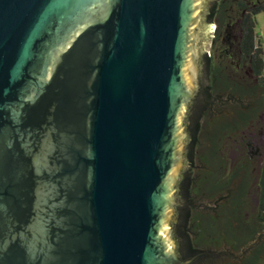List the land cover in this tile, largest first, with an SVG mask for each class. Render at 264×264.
Wrapping results in <instances>:
<instances>
[{
    "label": "water",
    "instance_id": "95a60500",
    "mask_svg": "<svg viewBox=\"0 0 264 264\" xmlns=\"http://www.w3.org/2000/svg\"><path fill=\"white\" fill-rule=\"evenodd\" d=\"M215 1L0 0V264L195 263L176 225Z\"/></svg>",
    "mask_w": 264,
    "mask_h": 264
},
{
    "label": "rangeland",
    "instance_id": "374dc122",
    "mask_svg": "<svg viewBox=\"0 0 264 264\" xmlns=\"http://www.w3.org/2000/svg\"><path fill=\"white\" fill-rule=\"evenodd\" d=\"M246 2V5L252 8L256 4L263 3L264 0L260 3H254L251 0H246ZM229 3L231 12L234 14L232 21L234 26L231 31L239 36L240 19L243 12L234 0H230ZM228 21L223 23L225 24ZM224 35H221L217 42L216 52L210 47L213 40L211 37L208 52L212 55L215 53L216 63H223L225 76L229 83L244 86L246 89L238 88L237 90H241L245 96H250L256 102L259 99L263 101L262 105L258 106L257 111H255L256 108L253 109L252 114L243 113L244 109L233 104L228 105L224 113L207 111V116L201 119L199 124L201 131L200 129L197 130L196 127L195 157L190 165V173L192 174L191 203L195 207L205 206L214 210L217 209L216 204L220 200L221 202L216 211H208L206 208L198 210L194 207L192 222L194 232H197V234L192 233L191 237L195 239L197 244L210 252L217 253L226 250L234 256L240 255L242 251L245 255L248 248L234 249L232 244L223 238V233L220 235L224 224L223 214L231 207L230 200L226 201L225 196L231 190L232 198L235 200L238 197L239 181L242 177L240 171L248 161L247 167L254 169V172H252L253 178L251 177L254 185H252L253 188L251 190L252 203L247 208L249 213L246 216L247 219H251L257 205L256 182L258 171L264 160V98H260L264 90H257V88L252 87L253 72L245 61L238 59L241 56L238 48L235 49L234 62L226 58H220ZM256 44H260L264 51V11L256 15ZM238 65L240 68H238ZM219 89H221L220 86L217 87V90ZM250 114L251 117L244 120L238 129H236L238 125L231 128L232 124H236ZM262 232H264V229ZM215 236L217 237L214 238ZM214 260L212 262L207 261L205 264H250L251 262L250 257L243 262L236 261L238 260L237 258L231 257L226 252L216 255ZM259 264H264V252Z\"/></svg>",
    "mask_w": 264,
    "mask_h": 264
},
{
    "label": "trees",
    "instance_id": "16d2710c",
    "mask_svg": "<svg viewBox=\"0 0 264 264\" xmlns=\"http://www.w3.org/2000/svg\"><path fill=\"white\" fill-rule=\"evenodd\" d=\"M242 9L245 12L241 18L240 54L243 61L249 63L254 75L258 79L257 90H264V51L260 44H256V15L264 11V2L252 8L243 4ZM260 96V98H264V93ZM262 101V99H259L257 102L254 101L253 109L256 108L255 111H257L260 104L262 105ZM206 116L207 113H203L201 119ZM198 129L201 131L199 125L197 126V130ZM253 170V168L249 169L247 165H243L240 171L242 177L239 181V193L235 200L232 198L231 190L226 194L225 199L226 201L228 199L230 200L231 207L223 214L224 224L221 228L220 235L223 233V238L234 247L237 245L238 248H248L241 260L242 262L250 257V264H259L260 258L264 252V233L262 232L264 229V160L259 167L257 176V205L255 207V213L252 214L251 219H247L246 216L247 213H249L247 208L252 203L251 190L254 185L251 181V177L253 178ZM191 210L193 211L194 207H191L183 214L181 219L182 223L178 224V233L181 237H184L186 245V247H184L183 257L190 258L197 255V259L193 264H205L207 261H215L214 258L216 257V253L204 249L201 245L196 243L193 237H191L192 233L197 234V232H194ZM234 220L238 222V226L232 225V221ZM216 237L217 236L214 238Z\"/></svg>",
    "mask_w": 264,
    "mask_h": 264
},
{
    "label": "flooded vegetation",
    "instance_id": "af4514ba",
    "mask_svg": "<svg viewBox=\"0 0 264 264\" xmlns=\"http://www.w3.org/2000/svg\"><path fill=\"white\" fill-rule=\"evenodd\" d=\"M229 1L230 0H216L212 4L210 12L207 14V20L209 21L210 27L213 25L215 26L214 32L212 34L213 40L210 47L213 49L214 52H216L217 42L219 41L221 35L225 34L223 37V49L221 50L220 58H226L227 60H231V62H234V56H236L235 49L238 48L239 54L241 53L240 47L238 46L241 38V27L239 36L235 33H232L231 28L234 26L232 22L234 14L231 12V5ZM234 1L244 13L245 11L242 8L243 4L247 3L246 0ZM261 1L262 0H251V2L254 3H260ZM227 20L229 21L225 22L224 24L223 22ZM238 59L240 61H243L241 56ZM247 64L249 65V63ZM202 66L205 78H201L200 92L196 96L189 109V122L187 125L190 133L192 132L193 128H195V126L197 127L196 118L198 117V115L202 117L203 113H206L207 111L211 113H224L226 107H228V105L233 104L244 109L245 111L243 113H253L252 110L254 100L251 99L250 96H245L241 90H237L238 88H241L243 90L246 89L244 86L237 84L234 85L227 81V78L225 76V67H223V63H216L215 53L214 55H212L208 51L205 52L202 57ZM238 68H240L239 65ZM249 68L253 72L250 65ZM252 82V87L256 88L258 86V79L254 75V73ZM218 86H220L221 89L217 90ZM251 114L242 118L241 121H238L236 124H232L231 128L237 127L238 125V127L236 128L238 129L239 125L244 120H247L249 117H251ZM246 163L248 164V161ZM232 225L238 226V222L234 220L232 221ZM176 226L178 228V224ZM233 248L240 249L242 247L238 248V246L236 245L235 247L233 246ZM227 253L233 256V254L229 252ZM234 257L238 259L236 261H241L243 258L242 253L240 255H234Z\"/></svg>",
    "mask_w": 264,
    "mask_h": 264
}]
</instances>
